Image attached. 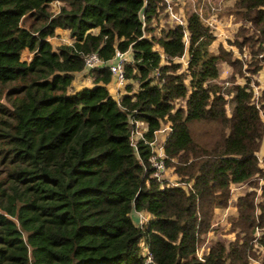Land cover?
I'll use <instances>...</instances> for the list:
<instances>
[{"label":"trees","instance_id":"obj_1","mask_svg":"<svg viewBox=\"0 0 264 264\" xmlns=\"http://www.w3.org/2000/svg\"><path fill=\"white\" fill-rule=\"evenodd\" d=\"M53 1L0 0V264H146L143 242L157 264H264V89L258 108L249 78L264 61V0L232 4L240 24L226 42L247 53L249 74L222 40L212 47L195 11L159 26L166 0ZM57 27L70 42L52 45ZM116 49L130 50L117 98L109 68L84 65ZM222 62L244 83H217ZM83 70L92 84L73 88ZM131 118L147 124L137 149ZM165 122V165L184 186L152 175L147 140ZM253 177L261 182L236 196L223 226L233 236L199 258L216 209ZM136 211L149 217L139 224Z\"/></svg>","mask_w":264,"mask_h":264},{"label":"built area","instance_id":"obj_2","mask_svg":"<svg viewBox=\"0 0 264 264\" xmlns=\"http://www.w3.org/2000/svg\"><path fill=\"white\" fill-rule=\"evenodd\" d=\"M203 2H207V0H204ZM175 3H176L175 0H166V7H167V10L169 11L170 18H174L176 23H180V24L184 25L186 22V17L175 9V6H173ZM184 3H185V0H181V2L178 4H184ZM203 5H204V3H203ZM198 8L201 10V12L198 10H193V11L198 13L201 20L204 23H206L212 29L213 22H214L213 17H210V14H209V16L206 17V15L202 11L201 5L198 7H195V6L193 7V9H198ZM141 19L142 20L144 19L143 14H141ZM213 34L215 35L214 32H213ZM187 39H188L187 30H185V32H184L185 44L187 43ZM227 44L231 47L233 46L229 43H227ZM161 55L164 56L163 54H161ZM129 57H130V50L129 49L124 50V51L116 49L113 57L110 59H107V60L101 58L96 52H90L84 56V65L86 68H91L93 66H107L109 68L110 72L112 73V76H113L112 78L115 80V82L121 86H124L128 82V79L125 76L123 64L126 60L129 59ZM188 58H189V54H188V51L186 48L185 51L183 52V54L179 57H176L175 60L180 61L183 64H186L188 61ZM240 58H242V56ZM263 63H264V61H263ZM221 66H222V68H221ZM223 72H229V67L226 65L225 62H222L219 64V76L214 80L223 86L231 85L232 82L229 79H227V78L224 79V76L222 74ZM262 72H264V71H262ZM245 73L249 74L247 71H245ZM262 74H264V73H262ZM238 81H239V79H237V81H235V82H238ZM243 82H244V80H243ZM253 82L254 83H252V82L250 83L252 90H253L252 101L254 102L256 107L260 108V105H261L260 95H261L262 89H264V77H262V79L258 82L256 80ZM125 92H126V90H125ZM119 94H120V92H116V94L114 96L117 98L119 96ZM184 99L185 98H183V97L176 98L174 100V103L176 105H180L182 102H184ZM260 113H261V115H262V113H264L262 111V109H260ZM130 122L132 124V128L130 130V142L137 149V140L139 138H143V139L145 138L144 132L147 130V124L143 121H140L139 119H136V118H131ZM169 131H170V123L165 122L163 125H161L160 128H158L154 131L153 139L150 141L147 140V142L151 148V154H150L149 160H150V162L154 168L152 175L157 177V178H160L161 180L165 179L167 184L184 186L186 184L180 183L179 176H177L174 173L173 168L165 165V160H164L165 159V152L163 149V141L165 140ZM169 171H171L172 172L171 174H173L171 177H169L166 174V172H169ZM187 184L189 185V183H187ZM148 217H149L148 213L136 211L135 219L139 224H142L145 220H147ZM258 233L259 232L257 231L256 234H258ZM148 248H149L148 244L146 242H143L141 249H142V252L145 254L146 264H157L153 260V257L151 255V253L149 252ZM207 248L204 251V246L202 245L200 247V249H197V251H196L197 256L199 258H202V256L207 251ZM253 260H255V259H253ZM258 263H259V260H258L257 264Z\"/></svg>","mask_w":264,"mask_h":264},{"label":"rangeland","instance_id":"obj_3","mask_svg":"<svg viewBox=\"0 0 264 264\" xmlns=\"http://www.w3.org/2000/svg\"><path fill=\"white\" fill-rule=\"evenodd\" d=\"M203 1L204 0H185L184 4H178L181 2V0H175L176 3L173 6L176 5L175 9L177 11H179L181 14H183L185 17H187L189 15V13H191L193 10H198L201 12V10L199 8L193 9L194 6L198 7L201 5L202 11L206 15V17L209 16V14H210V17H213L214 22H213V26H212V31L215 33V36L218 39L216 40V42L213 43L212 47L215 48V46H217V41L222 40L224 42L226 48L232 49L234 57L239 56V58H240L242 56V58H241L243 61L242 70L245 73V71H247L246 65H248L247 64L248 61H246V59L249 58V56L247 55L246 52L239 51V49H237V47L235 45H233L231 47L225 42L228 38L233 37V34L235 33L238 25L240 24V20L235 15L233 8H232V4H233L234 0H207V2H203ZM203 3L205 6L203 5ZM55 4L57 5V2ZM175 22L176 21L174 18H170V15L167 16L164 13L160 14L159 26H164L166 28L167 25H169L171 23H175ZM58 44H62V43H58ZM58 44H53V45L57 46ZM29 54H31V53L28 52L27 50H25L23 52V56H27ZM221 68H222V66H221ZM262 71H264V63L263 62H262L261 68L257 72L249 74L250 83L251 82L254 83L253 81H255V80L257 82L260 81L262 79V77H264V74L261 73ZM222 74L224 76V79L227 78L229 80H230L231 76H238V73L234 69H231V67H229V72H223ZM86 78L90 80V78H88V76ZM238 79H239L238 82H240V83H242L243 80L245 81L244 77L242 79H241V77H239ZM235 81H237V77L233 78V80H232V82H235ZM84 83H85L84 80L81 79L80 85H83ZM89 84H91V80H90ZM73 88H75V86H73ZM124 92H125V89L123 88V91L121 90L120 93L122 94ZM228 110H229V106L227 107V111ZM261 117H262V120L264 121V113H262ZM257 154H258L259 163L262 166H264V143H261V146H260L259 150L257 151ZM171 173H172L171 171L166 172V174L169 177H171L173 175ZM260 182H261L260 177H257V178L253 177L247 181H244L241 183H234L232 185V196H231V199L229 201L228 207L216 209L217 210L216 217L225 214V220L221 221V219H219L217 224H216L217 228L213 227V229H211V230H209L203 234L202 245L204 246V251L206 250V248L210 245V243L215 238L225 237V236H227V237L233 236V234L230 232L224 233L225 229L223 228V226L227 223L230 215H236V211L234 209L235 198L239 193L245 192L251 186H253V188H257V185ZM227 216H228V218H227ZM200 247L198 249H200ZM261 247H262V252H264V245ZM257 262H258L257 258L255 260L251 259L252 264H257ZM258 264H260V262Z\"/></svg>","mask_w":264,"mask_h":264},{"label":"crops","instance_id":"obj_4","mask_svg":"<svg viewBox=\"0 0 264 264\" xmlns=\"http://www.w3.org/2000/svg\"><path fill=\"white\" fill-rule=\"evenodd\" d=\"M57 2V5L55 4ZM52 5V9L53 10H57L58 9V5H59V1L55 0L51 3ZM178 5V4H177ZM56 6V7H55ZM176 6V5H175ZM60 35V36H59ZM218 38L216 37V40ZM216 40H214V42H216ZM71 41V38L69 36V30L66 29V28H62V27H57L56 28V32H55V35H53L51 37V43L52 45L53 44H58V43H67V42H70ZM226 42V41H225ZM224 43V42H223ZM228 43V42H226ZM54 46V45H53ZM86 70H83L79 73L76 74L74 80H73V85L75 86V88H80L81 86H84V85H91L89 84L90 80L87 79L86 77L88 76ZM88 78H90L88 76ZM81 79L84 80V84L83 85H80V82H81ZM108 88L110 90V92L115 95L116 92H121V90L123 91V88H125V85L124 86H121L119 85L118 83L115 82V80L112 78V80L109 82L108 84ZM218 209V208H217ZM221 209V208H220ZM217 212V210H216ZM220 217H222L223 219H221V221H223L225 219V214L221 215V216H218L217 218V221L220 219Z\"/></svg>","mask_w":264,"mask_h":264},{"label":"bare ground","instance_id":"obj_5","mask_svg":"<svg viewBox=\"0 0 264 264\" xmlns=\"http://www.w3.org/2000/svg\"><path fill=\"white\" fill-rule=\"evenodd\" d=\"M261 73H264V72H261Z\"/></svg>","mask_w":264,"mask_h":264}]
</instances>
